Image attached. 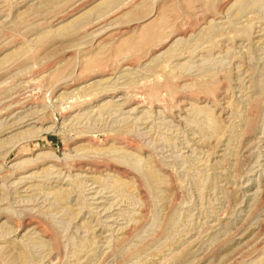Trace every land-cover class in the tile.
<instances>
[{
    "label": "rangeland",
    "instance_id": "rangeland-1",
    "mask_svg": "<svg viewBox=\"0 0 264 264\" xmlns=\"http://www.w3.org/2000/svg\"><path fill=\"white\" fill-rule=\"evenodd\" d=\"M0 264H264V0H0Z\"/></svg>",
    "mask_w": 264,
    "mask_h": 264
},
{
    "label": "bare ground",
    "instance_id": "bare-ground-1",
    "mask_svg": "<svg viewBox=\"0 0 264 264\" xmlns=\"http://www.w3.org/2000/svg\"><path fill=\"white\" fill-rule=\"evenodd\" d=\"M210 120H211V119H210ZM213 122H214V121H213ZM210 123H212V122H210ZM212 124H213V123H212ZM214 124H215V123H214ZM214 124H213V125H214ZM210 125H211V124H210ZM212 128H213V127H212ZM105 186H106V185H105ZM98 190H99V189H98ZM86 199H87V198H86ZM97 200H98V199H97Z\"/></svg>",
    "mask_w": 264,
    "mask_h": 264
}]
</instances>
